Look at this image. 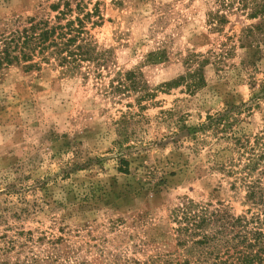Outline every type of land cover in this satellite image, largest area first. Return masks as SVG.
Returning a JSON list of instances; mask_svg holds the SVG:
<instances>
[{"label":"rangeland","instance_id":"374dc122","mask_svg":"<svg viewBox=\"0 0 264 264\" xmlns=\"http://www.w3.org/2000/svg\"><path fill=\"white\" fill-rule=\"evenodd\" d=\"M219 1L0 0V35L79 18L96 56L0 68V264H182L176 207L246 214L229 137L264 133V40L243 37L264 14Z\"/></svg>","mask_w":264,"mask_h":264},{"label":"trees","instance_id":"16d2710c","mask_svg":"<svg viewBox=\"0 0 264 264\" xmlns=\"http://www.w3.org/2000/svg\"><path fill=\"white\" fill-rule=\"evenodd\" d=\"M219 2L225 8L236 4L237 10L249 11V19L264 14V2ZM65 12H71L69 5H66ZM209 17L218 26L225 23V17L218 13ZM61 19L56 18L52 24L34 19L23 24L15 20L5 28L6 32L0 35V68L22 65L27 71L39 70L41 64L48 65L53 61L62 74H74L82 62L94 61L93 49L83 37L86 34L83 19L75 18L63 25L59 23ZM243 37L249 42L264 40V19L245 29ZM226 113L208 116L205 127L215 130V133L226 134L230 129ZM229 138L236 147L243 149L241 156L246 155V162L238 173L242 175L239 180L246 190L245 202L250 208L245 215L233 218L211 208V205L191 201L176 207L173 210L174 220L182 225L178 232L197 238L184 240L190 243L194 255H186L182 264H264V133L253 138L252 144L246 137L241 141L232 134ZM251 208H255L256 212L250 213Z\"/></svg>","mask_w":264,"mask_h":264}]
</instances>
